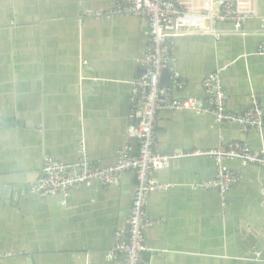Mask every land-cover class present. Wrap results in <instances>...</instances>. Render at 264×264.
Wrapping results in <instances>:
<instances>
[{"label": "crops", "instance_id": "crops-1", "mask_svg": "<svg viewBox=\"0 0 264 264\" xmlns=\"http://www.w3.org/2000/svg\"><path fill=\"white\" fill-rule=\"evenodd\" d=\"M109 0H0V253L20 255L0 264H123L108 261L114 233L127 237L135 189L131 172L117 186L29 194L42 158L73 163L80 141L91 163L115 165L124 143L132 99L130 82L144 55L142 18H85L109 8ZM261 35H192L176 40L175 68L186 87L174 97H202V79L220 67L227 108L243 112L251 94L264 119V0L245 22ZM83 63V64H82ZM169 84L168 77L166 78ZM264 151V127L242 133L209 115L162 112L156 123L158 153L213 150L231 142ZM132 153L137 142H129ZM237 181L227 194L198 187L215 175L211 158L173 161L152 179L167 189L152 192L146 214L144 264H263L264 168L227 161ZM9 188L6 190L5 187Z\"/></svg>", "mask_w": 264, "mask_h": 264}, {"label": "built area", "instance_id": "built-area-1", "mask_svg": "<svg viewBox=\"0 0 264 264\" xmlns=\"http://www.w3.org/2000/svg\"><path fill=\"white\" fill-rule=\"evenodd\" d=\"M110 6L102 12H88L85 18L110 20L121 17L142 18L146 21L147 44L144 55L137 59L138 71L130 82L132 105L127 120L124 143L115 165L100 167L90 162L80 141L79 155L73 163H64L50 156L42 158V171L28 192L38 197L59 195L66 198L71 190L117 186L121 174L131 172L135 189L127 221V238L114 233L113 247L106 255L108 261L122 256L123 264H144V234L153 225L146 214L148 198L152 192L167 189L152 179L155 172L168 169L173 161L193 158H211L215 175L198 187L217 190L221 196L236 183L234 171L227 161H239L264 168V151H253L243 142L234 141L213 150L194 149L185 152L158 153L156 123L162 112L190 111L209 115L218 125L236 124L242 133L255 130L261 134L264 127L263 110L259 97L251 94L249 106L241 113L227 108L228 95L222 86L220 67L206 75L201 82L202 97H174L186 87L185 78L175 68V43L185 36L205 35L215 40L226 36L261 35L247 32L245 22L256 14V0H109ZM264 55V45L257 48ZM83 64V63H82ZM169 73V84L161 83L163 72ZM137 142V151L131 152L129 142ZM9 187L6 186L7 190ZM264 208V203H263ZM2 252L0 260L20 255ZM255 260L264 259L255 254Z\"/></svg>", "mask_w": 264, "mask_h": 264}, {"label": "water", "instance_id": "water-1", "mask_svg": "<svg viewBox=\"0 0 264 264\" xmlns=\"http://www.w3.org/2000/svg\"><path fill=\"white\" fill-rule=\"evenodd\" d=\"M169 76H170L169 73L167 71H164L163 72V77H162L161 83L167 85L168 84V81H167L166 78L168 77V80H169ZM125 238H127V237L125 236Z\"/></svg>", "mask_w": 264, "mask_h": 264}]
</instances>
